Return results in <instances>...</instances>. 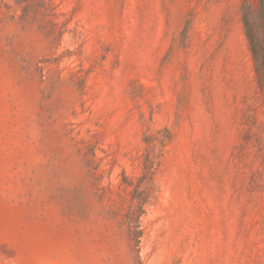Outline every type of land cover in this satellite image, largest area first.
<instances>
[{"label":"rangeland","instance_id":"obj_1","mask_svg":"<svg viewBox=\"0 0 264 264\" xmlns=\"http://www.w3.org/2000/svg\"><path fill=\"white\" fill-rule=\"evenodd\" d=\"M0 264H264L260 0H0Z\"/></svg>","mask_w":264,"mask_h":264},{"label":"trees","instance_id":"obj_2","mask_svg":"<svg viewBox=\"0 0 264 264\" xmlns=\"http://www.w3.org/2000/svg\"><path fill=\"white\" fill-rule=\"evenodd\" d=\"M260 12L264 16V0H260ZM245 23H246V26L248 28L247 21ZM248 38H249V42H250V45H251V48H252V52L255 55V59H256V61H258L259 52L257 50L256 43L253 41V38H252V36L250 35L249 32H248Z\"/></svg>","mask_w":264,"mask_h":264}]
</instances>
